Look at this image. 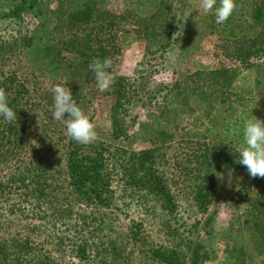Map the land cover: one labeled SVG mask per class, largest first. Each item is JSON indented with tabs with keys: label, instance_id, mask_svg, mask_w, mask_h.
<instances>
[{
	"label": "rangeland",
	"instance_id": "obj_1",
	"mask_svg": "<svg viewBox=\"0 0 264 264\" xmlns=\"http://www.w3.org/2000/svg\"><path fill=\"white\" fill-rule=\"evenodd\" d=\"M16 1L0 0V12H7ZM171 1L172 4H165L151 21L147 19L156 10L155 0H103L101 3L106 13L123 17L116 19L114 31L119 51L112 59L110 73L111 86L118 77L124 78L129 92V103L123 109L126 120L134 119L125 136L115 142L110 140L109 90L101 92L97 84L92 83L83 90L84 102L78 103L83 104L81 109L96 125V140L116 147L147 149L151 147L150 139L155 130L170 134L165 140L170 142L165 145L169 146L166 156L169 162H163L159 169L165 171L163 179L173 196V207L162 208L156 199L149 198L150 201L143 200L146 205L139 209L141 199L125 198L124 183L116 175L110 206L94 209L74 203L69 213L72 220L67 218L65 225L58 222L55 228L78 224L90 242L92 255L97 261L105 256L109 264H157L145 257V253L140 254L131 242V232L139 224L141 228L136 234H141L139 238L152 247L175 248L177 239L182 245V255H186L187 246L200 241L205 244L208 257L217 263L238 254L243 264H263L264 255L255 256L259 251L257 245L250 248L246 245L253 236L249 228L252 223L250 204L259 189L254 179L247 170L231 168L223 159L213 162L210 154L201 162L209 161L210 170L215 173L213 186L208 184L212 196L196 200L198 178L210 173L177 148L198 141L196 134L200 128L193 125L190 115H201L205 120L220 99L225 101V106L236 96L251 97L256 101L257 116L264 120V44L254 43L259 54L246 63L239 61L240 53L257 35L264 41V32L254 25L251 6L242 0H236L237 9L230 16L229 25L217 24L214 12L205 14L199 7L200 0ZM40 3L48 32L36 31L28 22H0V70L15 72L17 80L28 89L29 98L45 101L51 98L52 88L61 83L55 76L48 77L43 68H33L34 62L26 54V46L41 40L60 48L58 63L75 65L81 59L66 45L73 31L68 32L65 19L77 11L76 2L40 0ZM59 18L62 22H58ZM140 22L148 29L140 26ZM56 26L58 28L53 30ZM168 33L177 42L165 48L161 45ZM64 41L67 42L62 44ZM163 85L172 87L175 95L163 99L165 92H156ZM68 116L66 113L65 119ZM211 151L219 152L217 147ZM230 153L237 152L231 149ZM9 169L3 168L0 178ZM242 204H247L243 210L239 208ZM4 211L8 214L5 208ZM17 224L15 221L6 233L18 234L21 230ZM240 245L245 253L237 252ZM51 253L57 264H75L66 254L58 255L53 249Z\"/></svg>",
	"mask_w": 264,
	"mask_h": 264
},
{
	"label": "trees",
	"instance_id": "obj_2",
	"mask_svg": "<svg viewBox=\"0 0 264 264\" xmlns=\"http://www.w3.org/2000/svg\"><path fill=\"white\" fill-rule=\"evenodd\" d=\"M73 1L78 5V9L68 14L65 19L68 32H73L71 39L62 44L67 42L66 45L71 52L79 55L80 63L75 65L58 63L60 48L41 40L26 46L25 51L34 62L33 68H43L48 77L55 76L61 84H66L73 99L78 103L85 100V96L82 95L84 88L96 83L94 73L89 70L88 64L93 58L113 59L118 53L114 29L116 19L120 20L123 17L103 11L101 8L103 0ZM242 1L251 6L252 22L264 32V0ZM155 2L156 10L149 15L148 21L154 19L165 4L166 6L172 4L171 0ZM43 11L40 0H17L7 12H0V22L8 24L28 22L35 26L36 31L48 32L49 26L44 22ZM62 20L59 18L58 22ZM230 22L229 17L226 24L229 25ZM139 24L148 29L143 22ZM57 28L56 26L52 29ZM166 36L168 38L161 46L166 48L177 42L171 34ZM261 38L262 36L257 35L240 53L241 63H246L249 58L259 54V48L253 47V44L257 42L264 44ZM17 78L15 72L0 70V87H4L9 94V106L17 113V119L11 123H7L0 116V171L5 167L11 168L0 178V264H57L51 253L52 249L58 255H68L75 264H109V259H105V256L99 257L97 261L92 255L90 242L81 226L70 224L64 229L61 226L66 224L65 220L69 218L75 204L80 203L94 209L110 206L114 192L112 183L116 175L124 183L125 198H129L130 201L136 197L141 199L139 209L146 205L143 200L146 202L151 199H156L162 208L173 207V196L163 179L165 171L159 169L163 162L166 160L169 162L166 157L169 146L165 145L170 142L165 140L170 134L164 130H155L151 142L148 139L151 147L140 150L116 147L100 141L101 139L87 145L79 144L67 136L63 121L53 119V94L45 101L31 99L28 89ZM124 82V78L118 77L109 89L112 123L110 140L114 142L125 136L130 127L128 125L133 122L131 119H134L130 117L126 120L123 109L129 103V92ZM160 90L156 92L164 91L163 99L175 95L172 87L163 85ZM224 104L226 103L222 99L215 103L205 120L201 115H190L193 125L200 128L196 134L199 137L198 141L185 143L184 146L179 145L177 148L186 158L195 159L210 173L198 178L200 182L196 200L212 196L210 188L214 184L215 173L210 170L209 161L201 162L210 154L213 162L218 163L223 159L231 168L247 170L238 163L237 149L242 142L243 118L255 116L261 119L257 116L256 101L251 97L236 96L227 105ZM78 106L82 108L79 103ZM158 139L160 140L156 141ZM215 147L219 150L217 154L211 151ZM228 149L237 153L231 154ZM253 179L259 188L250 204L249 215L252 221L249 228L255 237L251 235L246 245L248 248L257 245L259 251L255 256L260 257L264 255V178ZM209 183L212 184L211 187L208 186ZM138 198L135 200H139ZM15 221L21 231L14 236L7 234L6 229L14 226ZM58 222L65 223L55 228ZM139 228L140 224L137 226V229ZM137 229L131 232V242L138 248L140 254L145 253V257L152 262L204 264V261L211 259L208 257L205 244L200 241L188 245L186 255H182V245L177 239L174 243L175 248L152 247L149 242L139 238L141 234H136ZM242 246L237 248V252H244ZM241 255L245 256L243 253ZM217 264L243 262L236 254Z\"/></svg>",
	"mask_w": 264,
	"mask_h": 264
},
{
	"label": "clouds",
	"instance_id": "obj_3",
	"mask_svg": "<svg viewBox=\"0 0 264 264\" xmlns=\"http://www.w3.org/2000/svg\"><path fill=\"white\" fill-rule=\"evenodd\" d=\"M199 7L207 14L214 12L216 23L223 24L237 9L235 0H200ZM112 67L111 58H93L88 64L89 70L94 73L99 91L104 92L110 89L112 76L108 71ZM66 84H57L52 88L54 110L53 119L64 121L66 134L71 139L82 145L92 143L97 138L96 125L88 115L78 106L73 99L71 90ZM9 94L4 87H0V116L7 123L17 119V113L9 106ZM69 114L65 119V114ZM238 163L246 167L248 174L252 178H264V120L255 116L243 118L242 142L238 146ZM220 177V174H217ZM242 179V178H241ZM247 204H242L239 208L243 210ZM204 264H217L215 260H206Z\"/></svg>",
	"mask_w": 264,
	"mask_h": 264
}]
</instances>
